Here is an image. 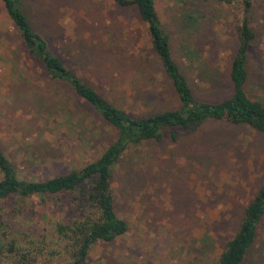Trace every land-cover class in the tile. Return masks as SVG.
Here are the masks:
<instances>
[{
  "label": "rangeland",
  "instance_id": "obj_1",
  "mask_svg": "<svg viewBox=\"0 0 264 264\" xmlns=\"http://www.w3.org/2000/svg\"><path fill=\"white\" fill-rule=\"evenodd\" d=\"M154 1L195 98L229 97L238 8L214 0ZM22 7L52 51L130 115L179 107L135 7L115 0H24ZM253 7L246 93L264 103V0ZM37 69L0 3V147L21 177L42 180L94 161L117 133L83 102H68L70 93L41 86ZM110 78L125 102L103 86ZM13 95L22 98L19 105H12ZM39 100L56 110L60 123L72 113V127L55 132L31 120L26 103L39 106ZM263 182L264 135L244 125L206 122L174 142L135 146L111 175L115 212L128 231L95 244L84 264H216ZM71 203L70 196L0 202V264H18L15 254L32 264H70L55 223L68 216ZM12 242L14 254L8 253ZM242 264H264V217Z\"/></svg>",
  "mask_w": 264,
  "mask_h": 264
},
{
  "label": "trees",
  "instance_id": "obj_2",
  "mask_svg": "<svg viewBox=\"0 0 264 264\" xmlns=\"http://www.w3.org/2000/svg\"><path fill=\"white\" fill-rule=\"evenodd\" d=\"M23 1L0 0V3L20 36L26 59L37 65L41 86L70 93L66 97L68 102H83L117 133L115 140L94 161L42 180L21 177L14 162L0 147V202L14 200L19 203L34 197L46 202L48 199L71 197L72 209L66 212L68 216L55 223L57 240L63 242L69 252L70 264H84L95 244L111 242L127 233V224L115 212L111 175L113 168L129 149L151 140L159 142L167 139L174 142L178 137L196 132L204 123L215 121L244 125L264 135V103L251 99L246 93L248 53L255 38L251 25L252 11L254 3L259 0H214L238 8L240 15L236 28L237 47L228 74L232 93L216 102L195 98L187 77L173 57L171 38L161 23L155 1L115 0L118 6L135 7L139 19L146 26L152 52L179 102L176 109L140 116L130 115L109 101L56 55L23 10ZM171 1L180 4L195 0ZM187 63L189 66L197 65L196 60L191 58H188ZM22 79L20 75L16 81ZM114 82L110 78L102 84L110 94L125 102V92ZM10 99L12 105L22 102V98L16 95ZM39 102V106L26 103L32 113L31 120L38 119L37 123L44 122L55 132H60L63 126L72 127V113L60 123L56 110L46 108L44 100ZM263 217L264 182L244 209L237 233L226 243L216 264H242L255 243L257 228ZM16 251L15 244L10 243L8 253L14 254ZM26 256L15 254L18 264H32L26 260Z\"/></svg>",
  "mask_w": 264,
  "mask_h": 264
}]
</instances>
